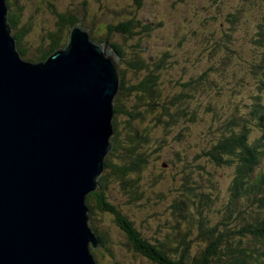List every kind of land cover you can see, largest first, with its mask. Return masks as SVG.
Returning <instances> with one entry per match:
<instances>
[{
    "label": "trees",
    "instance_id": "trees-1",
    "mask_svg": "<svg viewBox=\"0 0 264 264\" xmlns=\"http://www.w3.org/2000/svg\"><path fill=\"white\" fill-rule=\"evenodd\" d=\"M198 1H202V4H196L194 9L186 7L183 12L184 19L171 22L149 15L146 18L150 20L146 21L139 17L145 0H130L127 2L130 10L121 11L118 8L115 11L116 24L108 21L102 24L100 19L105 18L103 14L106 15V10L102 12L104 0H71L70 7L66 9L61 6V0H31L35 10L32 19L29 17L26 20L23 14L24 3L19 4L21 0H10L7 27L16 39L18 52L29 63H43L57 50L65 48L74 26L91 30L89 35L92 40L108 44L119 55L122 66L119 68L120 90L114 100L115 131L111 137L112 149L104 159L105 170L99 178L98 189L88 194L86 200L90 213L96 209L112 216V225L126 246L120 247L122 251L128 249V253L142 257L149 264H264V0H236L245 8L242 17L250 20L245 25L246 41L238 46L239 54H226L219 45L209 52V55H220L223 63L232 59L234 67L237 66L242 71L246 69L248 76L252 78V84L239 79L238 70H235L233 75L225 77V88L217 92L222 97L219 101L224 111L220 112L213 105L207 106V112L215 113L214 120L224 122L225 130L219 128L221 134L216 140L208 138L192 150L190 160L187 159L184 169L179 173L185 178L184 187L171 202L174 219H168L166 228L159 226L150 229L146 224V233L132 221L130 214L123 213L107 195L110 184L117 182L131 197L129 202L141 200L140 178L144 170L149 168L152 156L159 152L161 143L166 141L165 138L163 141H156L159 146L150 148L155 145V129L162 128L166 132H172L184 119L188 123L197 124V109L194 105L205 101L200 97L206 92L200 88L207 84L205 73L201 72L200 78H192L189 83L184 82L178 92L176 90L165 94L161 91V80L169 71L166 66H173L175 74L182 55L172 58L171 50L161 47L154 57L158 61L157 66L152 65L151 68L146 63L144 52L138 49L134 50L138 61L127 62L125 57H129L130 50L120 45L119 41L122 36L125 38L126 35H134V29L140 23L149 31L157 24L161 29L157 38L165 39L169 36L170 40L176 39L183 32L179 27L181 23L192 18L191 24H194L193 16L208 2L217 0H196ZM221 1L222 4L233 7L231 2ZM93 2H99L95 6L101 8L102 14L94 11L96 7ZM179 2L184 4L181 0ZM235 8L240 6L235 4ZM82 14L85 15L78 17ZM89 15L101 17L92 20ZM215 15L216 17H203V23H209L213 30L221 29L225 34V21H221L216 13ZM41 16L43 18L39 20ZM90 20L94 22L93 27L89 25ZM171 23L175 24L169 34L168 26ZM209 33L211 32L205 35L207 41L213 37V32L210 35ZM115 37H118V41L113 42L111 38ZM184 40L186 39L183 35L177 41V46H181ZM194 41L202 44L200 38H195ZM255 50V58L258 60L249 62L248 56ZM126 62L130 70L136 71L135 68L143 67L146 74L128 84L126 76L121 78L125 73L122 69L126 70ZM212 83L214 85L215 82ZM186 89L197 92L196 96L187 95ZM245 93H248L247 98ZM192 113L194 117L190 115ZM190 127L191 124L189 129ZM212 133H215L214 130ZM228 166L233 169V177L227 199L222 204L219 202L221 206L218 207L216 201L220 200L222 194H216L215 197L209 193L201 194L195 190V178L211 176L217 169ZM212 183L217 186L219 182ZM214 208L217 212L209 214ZM193 211L194 215H191ZM212 215L218 216V220L214 222L221 231L212 227ZM156 217L153 214L152 219ZM89 225L100 240L98 251L91 249L96 264H102L100 260L121 264L112 250L117 247L113 246L112 233L107 230L98 232L93 223ZM150 230L154 236H149Z\"/></svg>",
    "mask_w": 264,
    "mask_h": 264
},
{
    "label": "water",
    "instance_id": "water-1",
    "mask_svg": "<svg viewBox=\"0 0 264 264\" xmlns=\"http://www.w3.org/2000/svg\"><path fill=\"white\" fill-rule=\"evenodd\" d=\"M7 13L0 0V264H96L86 198L112 149L120 57L74 26L27 63Z\"/></svg>",
    "mask_w": 264,
    "mask_h": 264
},
{
    "label": "rangeland",
    "instance_id": "rangeland-1",
    "mask_svg": "<svg viewBox=\"0 0 264 264\" xmlns=\"http://www.w3.org/2000/svg\"><path fill=\"white\" fill-rule=\"evenodd\" d=\"M70 1L71 0H61V6L65 9L70 7L72 3ZM129 1L130 0H104V9L102 12L106 10V15L103 14L105 18L100 19V22H102L103 24V22L105 23L106 21H108L109 23L112 22V24H116L117 19L115 11L118 8H120L121 11H123L124 9L130 10V5L128 6L127 3ZM179 1L180 0H145L144 6L142 8L143 10H141V14L139 15V17H143L146 21H149L150 19L146 18V16L149 15L155 18L158 17L159 19L163 18L166 21L168 20L171 22H179L180 19H184L183 12L186 7L190 9L193 7L194 9L196 4H202V1L196 2V0H181L184 4H181ZM227 1L231 2L234 8H231L226 4H222L223 1L221 0L208 2V4H206L200 11H198L199 13L197 15L193 16V18H195L194 24H191L193 23L192 18H190L189 21L180 24L179 27L181 30H183V32L179 33L177 38L174 40H170L169 36L165 39L157 38V33L161 31V29L158 28L159 26L157 24L154 25V29L152 31H149L148 29L145 30V25H142L140 23L139 26L134 29V35H126L125 38H123L121 34H117V36H122L119 44L124 46L125 49L130 50L129 57H125L126 61L129 63L133 60H135V62L138 61L134 55L135 49L140 50V52H144L145 56L147 57L146 63L151 68L152 65L157 66L156 63L158 61L154 57L161 47H163L165 50L170 49L172 52V58H176L182 55V57H180L179 66L177 67V72L175 74L173 73V66H166L167 68H169V71L163 75L161 80V91L163 93L168 94L171 91L173 92L176 90L178 92L184 82L189 83V80L192 78H200L201 72L205 73L204 77L207 80V84L205 85V87L202 86L200 88V90H205L206 92V94H201L200 97L205 101H199L197 105H194L197 109V124H194V122L188 123L187 119H184L174 127L172 132H166L162 128L155 129L153 139L155 145L150 146V148H157L159 146L156 141H163L164 138L166 139V141L161 143L159 152L152 156L149 168L144 170V174L140 178V192L142 194L141 200L134 203L129 202L131 197H129V195L124 192V190L117 182L111 183L107 188V195L109 197V200L118 208H120L123 213L130 214L132 221L146 233V224L150 229H155L159 226L166 228L168 219H174L172 215L174 213V210L171 207V202L176 199V197L182 191V187H184L183 184L185 183V178L182 174L179 173L184 169L187 159L190 160L189 157L192 150L196 148L200 144V142H203L208 138H210L211 140H216L217 137L221 134V130H219V128H222V131L225 130V128L223 127L224 122L214 120L213 117L215 113H209L206 111L207 106L211 105H213L216 109H219L220 112L224 111L222 110V103L219 101L222 97L221 95H218L217 92L225 88V77L229 74L233 75L235 70H238L239 79L247 81L249 85L252 84V78L248 76L247 70L243 69L242 71V69L238 68L237 66L234 67L232 59L227 63H223L221 62L222 57L220 55H209V52L216 45L221 46L222 50H225L226 54L230 52V55H237L239 54L238 46L242 43H245L246 41L245 25L250 20H246L242 17L245 8L241 5L240 2L236 0ZM22 2L24 3L23 14L25 20L29 17L32 19V14L35 10L34 4L31 2V0H21L19 4H22ZM97 3L99 2H93V5L95 6V4ZM235 4L239 5L240 8L236 9ZM95 7L96 9H94V11H101L100 7H98L97 5ZM179 10L181 11V13H179ZM102 12L100 13L102 14ZM208 12H212V14H208ZM215 13L217 14V16H219L221 21H225L224 27L227 28L226 31H224L225 34L222 33L221 29L213 30L211 27H209V23H203V17H216ZM84 15L85 14L78 15V17ZM100 17L101 15H89V18L92 20L98 19ZM42 18L43 16L39 17V20H41ZM225 18H228V20H226ZM255 18L256 17H254L253 20L254 22ZM174 24L175 23L169 24V34L170 30L173 28L172 25ZM89 25L93 27L94 22L90 20ZM170 26L172 27L170 28ZM88 32L89 34H91V30H88ZM207 32H213V37L210 41L205 40V35ZM211 33H209V35ZM183 35L185 36L186 40L183 41L181 46H177V41L180 40ZM31 38L33 39V35H31ZM195 38H200L202 44H196V42L194 41ZM111 39L113 42L118 41V37ZM105 47L110 52V49L106 45ZM255 52L256 50L252 52V55L248 56L249 62L258 60L257 58H255ZM152 58L154 59V61ZM127 62L126 64L124 63L126 66V70L125 68L122 69L125 71V73L121 76V78H124L126 76V81L128 84L136 81L137 79L143 77L144 74H146L143 67L135 68L137 69L136 71H133L132 69L130 70V67L127 66ZM121 66L122 64L119 59L118 68H121ZM160 68L162 69V67ZM214 68H217V70H214ZM212 81L215 82L214 85ZM186 90L185 92L189 96L195 97L197 94V92H194L190 89H188L187 91ZM247 97L248 93H245V98ZM185 100H187V98ZM190 115L194 117L193 113ZM190 124L191 127L189 129ZM213 130L215 133H212ZM167 136L169 140H167ZM232 177L233 169L230 166L222 169H217V171L211 176H197L195 178L197 181V183L195 184V190L201 192V194L203 195H208L209 193L214 196L221 193L223 199L221 196L220 200H218V202L216 201V204L218 205L219 202H221L222 204L224 200L227 199L226 196L229 192L228 188L231 184ZM212 181H216V183H219H217L216 186L215 183H212ZM201 194L199 195L201 196ZM160 197L162 200L159 199ZM221 204H219L218 207H220ZM191 212L192 210L190 211V213ZM216 212L217 209L214 208L209 214H213ZM153 214L157 215L155 219H152ZM191 215H194V211ZM217 217L218 216L216 215H212V217H210V219L213 221L212 227L217 229L218 231H221V229H218L217 223L214 222L218 220ZM90 223H93V226L98 228V232L107 230L112 233V235L114 236L113 246H117L112 250L115 251L121 264H149L142 257L138 255L135 256L132 253H128V249L122 251L120 247L126 246L124 245V241L117 234L116 228L112 225V216H110L109 214H103L96 209L94 210V212L92 211L90 213L89 209V224ZM154 235L155 234L153 233V231L150 230L149 236ZM99 248L100 247H98L97 249H93L92 251H98ZM100 262H102V264H111L101 260Z\"/></svg>",
    "mask_w": 264,
    "mask_h": 264
},
{
    "label": "bare ground",
    "instance_id": "bare-ground-1",
    "mask_svg": "<svg viewBox=\"0 0 264 264\" xmlns=\"http://www.w3.org/2000/svg\"><path fill=\"white\" fill-rule=\"evenodd\" d=\"M77 29H81V30H85V29H83V28H81V27H79V26H76L75 27V30L77 31ZM87 33H88V31L87 30H85ZM88 39V36L87 35H85L84 34V40H87ZM16 51H17V53L19 54V52H18V50H17V47H16ZM19 56H20V54H19ZM20 58H21V56H20ZM22 61V60H21ZM120 85V84H119ZM119 90H120V86H119ZM118 94V93H117ZM116 98V97H115ZM115 100V99H114ZM115 103L113 102V108H114V105ZM114 112H115V110H114ZM113 118H114V114H113ZM113 130H114V126H113ZM115 131V130H114ZM113 131V132H114Z\"/></svg>",
    "mask_w": 264,
    "mask_h": 264
},
{
    "label": "clouds",
    "instance_id": "clouds-1",
    "mask_svg": "<svg viewBox=\"0 0 264 264\" xmlns=\"http://www.w3.org/2000/svg\"><path fill=\"white\" fill-rule=\"evenodd\" d=\"M9 2H10V0H7V6H8V4H9ZM8 10H9V7H8ZM11 34H12V32H11ZM19 54H20V52H19ZM20 56H21V54H20ZM21 59L23 60V61H26V60H24L23 59V57L21 56ZM27 62V61H26ZM27 63H29V62H27ZM30 64H33V63H30ZM112 125H113V120H112ZM114 131V130H113ZM113 134H114V132H113Z\"/></svg>",
    "mask_w": 264,
    "mask_h": 264
}]
</instances>
